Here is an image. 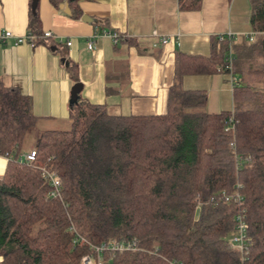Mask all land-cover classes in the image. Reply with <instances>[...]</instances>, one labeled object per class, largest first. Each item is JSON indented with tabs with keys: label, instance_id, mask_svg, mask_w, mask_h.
Returning a JSON list of instances; mask_svg holds the SVG:
<instances>
[{
	"label": "trees",
	"instance_id": "1",
	"mask_svg": "<svg viewBox=\"0 0 264 264\" xmlns=\"http://www.w3.org/2000/svg\"><path fill=\"white\" fill-rule=\"evenodd\" d=\"M248 1L256 35L233 45L228 112L206 113L207 93L182 88L185 76L219 73L226 45L215 50L214 40L209 57L176 52L164 114L113 115L72 96L70 129L41 132L28 150L35 161L19 164L39 118L29 96L0 81V156H12L0 176V264H81L89 245L110 241L135 250L105 251L99 264H264V0ZM28 2V33L39 36ZM67 2L79 19L78 0ZM66 71L77 83V66L67 62ZM42 168L59 178L61 199L49 197ZM235 193L240 201L223 196ZM239 213L243 255L229 244Z\"/></svg>",
	"mask_w": 264,
	"mask_h": 264
},
{
	"label": "crops",
	"instance_id": "2",
	"mask_svg": "<svg viewBox=\"0 0 264 264\" xmlns=\"http://www.w3.org/2000/svg\"><path fill=\"white\" fill-rule=\"evenodd\" d=\"M64 3L68 5L67 0L60 5ZM77 6L81 16L74 19L69 6L68 15L48 0H38L37 32L52 37L32 48L16 44L28 33V0H0V34L12 35L0 42V81L30 97L32 112L39 118L36 127L42 132L70 123L71 89L76 83L66 71L67 62L77 66L79 95L89 103L105 105L119 115H160L166 111L177 51L209 57L215 35L231 31L239 45L252 32L248 0H202L199 11H181L178 0H78ZM82 16L99 23L88 24ZM102 31L116 32L135 44L114 45L97 37L95 49L89 51L88 39ZM154 32L158 37L152 36ZM161 37L170 40L163 45ZM182 88L205 91L208 114L232 110V87L223 73L185 76ZM6 164L0 156V176Z\"/></svg>",
	"mask_w": 264,
	"mask_h": 264
},
{
	"label": "built area",
	"instance_id": "3",
	"mask_svg": "<svg viewBox=\"0 0 264 264\" xmlns=\"http://www.w3.org/2000/svg\"><path fill=\"white\" fill-rule=\"evenodd\" d=\"M255 33L251 32L250 34L244 36V38L247 40V42H252L255 37ZM153 37H158V35L154 32ZM52 35L49 32H45L42 35L35 36L33 34L27 33L26 36H24L21 39L16 40V44L26 43L30 47H35L37 41H43L48 38H51ZM97 37H105L112 41L114 45H117L119 40L122 38L118 33L113 31H102L101 33H94L87 41V49L89 51H93L95 49V38ZM12 38V35L10 32H5L3 34H0V42H4L8 39ZM216 41V45L218 48L221 47L222 44L226 45L225 55L223 59V67H217V71L219 73L223 72V74H226L229 80V84L234 88V86L237 83V78L233 74L234 69V61L235 56L233 52V45H235V39L236 35L232 33L231 31H227L225 33L217 34L214 37ZM170 38L168 37H161V43L163 45H166ZM66 45L70 47L72 45L71 41H67ZM231 122V121H230ZM227 130V129H226ZM230 148H234V144L230 143ZM36 155L35 151H29L25 153H21L17 156L16 162L19 164H31L35 161ZM7 162L12 159V156L10 155L8 158H5ZM42 177L47 181L49 187H50V198H57L61 199V183L59 178L56 176L55 173L42 168L41 170ZM226 200L232 199L235 201H240L241 197L238 194H232V195H225L223 194ZM235 230L236 233L233 237H231L229 244L233 251L239 253L240 255H243L246 253L248 242L246 238V227L243 220L242 213H239L235 218ZM71 231L74 232L73 228H71ZM90 252L82 257L81 264H99L100 263V256L105 251H130L135 250V247L131 243H127L126 241H110L107 244H101L99 246H93L89 245Z\"/></svg>",
	"mask_w": 264,
	"mask_h": 264
},
{
	"label": "water",
	"instance_id": "4",
	"mask_svg": "<svg viewBox=\"0 0 264 264\" xmlns=\"http://www.w3.org/2000/svg\"><path fill=\"white\" fill-rule=\"evenodd\" d=\"M37 3H38V0H31V11H32V14H35ZM59 9L62 10L64 13L68 14V15L70 14L67 3H64V4L60 5ZM81 20L86 22V23H88V24H97V23H99V21H97L96 19H91V18L86 17V16H82ZM81 90H82V85L81 84H79V83L74 84V86L71 89V97L79 95Z\"/></svg>",
	"mask_w": 264,
	"mask_h": 264
},
{
	"label": "rangeland",
	"instance_id": "5",
	"mask_svg": "<svg viewBox=\"0 0 264 264\" xmlns=\"http://www.w3.org/2000/svg\"><path fill=\"white\" fill-rule=\"evenodd\" d=\"M224 75H226V74H224ZM226 77H227V75H226ZM227 79H228V77H227ZM228 84H229V80H228ZM205 112H207V109L206 108H205ZM108 113L109 114H113V115L122 114V113H117L116 110H112V109H109L108 110ZM68 129H70V123H67L66 125L60 127L58 130H68ZM40 132H42V131L38 127L34 128V129H31L28 132V134L26 136V139H25V146H26L25 147V151H27V150H29L31 148L33 142H35L36 139L38 138Z\"/></svg>",
	"mask_w": 264,
	"mask_h": 264
}]
</instances>
